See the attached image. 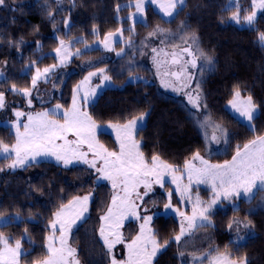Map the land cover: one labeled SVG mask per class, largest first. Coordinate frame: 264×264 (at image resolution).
Returning <instances> with one entry per match:
<instances>
[{
    "label": "trees",
    "instance_id": "16d2710c",
    "mask_svg": "<svg viewBox=\"0 0 264 264\" xmlns=\"http://www.w3.org/2000/svg\"><path fill=\"white\" fill-rule=\"evenodd\" d=\"M75 1V7L67 5L70 0H4L0 6V92H5L9 101L19 100L20 104L15 106L24 107L25 99L12 91V85L17 89L32 88L35 68L57 62L52 52L59 47L60 39L83 37L73 43L72 47H75L103 38L121 27L123 39L115 47L120 50L142 38L135 44L140 48L153 28L160 26L166 32L168 27L182 21L181 33L188 34V40L196 44L199 41L207 54L213 53L210 59L215 60L214 71L211 72L209 66L198 89L192 90L190 85L185 87L193 97L199 94L200 107L185 101L184 94L161 97L155 84L140 69L120 74L118 68L132 64V60H127L130 64H126L120 58L109 72L116 85L106 87L93 102L84 106L93 121L125 124L146 113L144 124L135 133L145 159L150 161L153 155H158L162 161L180 170L195 153L203 154L205 147L188 115L199 121L203 119V113L208 112L209 122L219 126L227 137L233 132L228 153L212 158L219 162L230 158L238 145L242 147L256 136L264 135V46L259 41V34L264 33V9L249 25L244 17L254 11L251 0H239V23L232 19L237 5H229L230 0H185L172 19L148 6L145 21L131 25L127 18L119 20L116 13H127L132 6L122 4L134 0ZM68 12L74 19L67 24L64 33L65 22L61 17ZM56 31L61 33L58 37ZM99 52L94 49L84 52L81 57ZM136 53L138 50L132 56ZM125 55H128L127 49ZM83 76V71L73 69L60 72L51 102L68 106L71 90ZM237 90L241 97L251 96L258 109L251 126L227 107ZM33 108L40 109L42 104L36 102ZM195 110L197 112L192 114ZM98 140L108 150L118 149L110 133L99 132ZM0 141L7 145L16 141L15 133L1 123ZM9 159L0 158V216H8L10 220L0 225V234L9 238L12 244L21 241L24 255L20 263L35 264L46 256L47 238L51 233L49 224L54 213L62 204L95 187L88 216L73 228L70 245L76 249L81 264H110L108 249L99 232L100 217L109 199L108 186L104 183L94 186V176L82 167L66 168L51 160H40L22 169L7 170ZM200 192L209 195L205 189ZM258 194L249 200L240 199L236 207L223 203L210 213L213 224L199 228L206 231L200 238L204 241V250L227 253L238 262L246 259L247 264H264V198L257 201ZM150 227L164 245L153 264H195L189 252L181 249L182 241L177 242L174 238L179 232L174 216L158 215Z\"/></svg>",
    "mask_w": 264,
    "mask_h": 264
},
{
    "label": "snow or ice",
    "instance_id": "6c2138e0",
    "mask_svg": "<svg viewBox=\"0 0 264 264\" xmlns=\"http://www.w3.org/2000/svg\"><path fill=\"white\" fill-rule=\"evenodd\" d=\"M152 3H158V0H151ZM182 4L183 0H167L166 3H160L159 7L165 16H172L173 11L177 7V3ZM4 4V0H0V6ZM145 0H137L136 11L142 13L144 10ZM252 6L264 9V0H252ZM256 18V12L253 11L250 15H246L244 20L251 25ZM232 19L237 23L240 22V9L237 5V11L233 13ZM164 30L157 26L156 30L149 33L150 36L156 35L157 32ZM113 33H109L105 37V47H108V41L112 39ZM259 41L264 46V33L259 34ZM63 47L64 42L61 41ZM153 53L159 55L157 49H152ZM163 52V49H160ZM57 56L61 55V48L56 49ZM183 53L193 57L190 61H185L181 67L180 73H170L176 76L186 73L187 67L190 64L193 68L196 67V57L191 51V48H184ZM168 55V53H164ZM119 55V53H118ZM201 55H204L201 53ZM177 54L172 53V63L179 64L180 60L176 58ZM210 62V57H205ZM153 61L157 64L158 74L160 61L153 57ZM61 63H64L61 58ZM36 69V74L32 77L31 87L35 88L37 82L43 78L47 81L48 74L55 68ZM100 73L104 70L100 69ZM96 73H89L85 77L81 85L86 84L90 77ZM169 75V73H164ZM105 80L109 77L104 76ZM192 76L185 77L186 82L183 87H189ZM162 84L168 87V84L162 80ZM81 85H78L73 90L72 106L69 110L62 113L63 123L55 119H50L49 116L58 114L61 105H56L51 110L37 112L35 114H27V123H23L24 131H20V117L24 116L23 112H15L17 122L14 124L16 128V143L11 148L0 141V155L5 158L15 153V159L8 165L9 168L23 167L31 160H35L38 156H54L57 161H63L65 166L71 164L74 160L82 161L89 167L96 170L104 179L111 181L113 189H118L111 197V204L107 208L104 215L100 217L102 224L99 229L100 236L104 241L109 253L116 244H124L127 249V257L124 260L117 261L112 259V264H152L153 257L156 256L162 245L156 239L155 234L148 227L151 216H144L143 223L139 225V232L130 241H125L123 234L119 231L124 220L135 217L140 220L141 217L137 212L139 205L132 198L135 194L137 199L142 200L143 196H147L151 190L152 184H159L164 187V177L166 174L172 176V183L176 184V191L180 193L181 200L187 196L191 201L190 185L195 181L197 184H210L213 193V199L206 206H202L199 196L196 197L195 203L192 206V215L187 216L184 212L176 211L188 221V227H192L193 221L197 216L202 221L208 220L205 215L208 210L217 203L221 198L229 199L233 196H240L242 193L247 194L253 188H264V135H258L254 139L237 146L235 155L230 161H225L223 164H210L198 152L192 157V161H199L200 167H197L192 161H186L184 169L189 181L188 186L181 189L180 181L183 176H176L175 173L180 171L179 168L162 161L158 155H153L151 160L145 159L144 154L140 151V144L134 139L133 132L137 126V118H134L124 125H110L116 131V141L118 143V151H110L104 145L100 144L96 139L97 125L87 111H82L80 101L86 105L89 101V93L85 92L81 97L79 95ZM199 84H197V89ZM13 92H21L25 97L31 96L29 88L17 89L12 85ZM95 90H93L94 92ZM189 96L190 103L194 107L199 108V94L195 97L191 93ZM31 99L28 100L31 106ZM233 108L246 117L249 121L253 119L255 105L252 102L251 96L246 101H240L239 90L235 91L234 98L229 102ZM240 105H243L241 107ZM5 107V95L0 92V109ZM143 119V114L138 118ZM219 128V126H216ZM254 130V129H253ZM72 133L75 136L74 140L68 139V134ZM213 139H217L213 136ZM61 141V143H58ZM91 154V159H89ZM99 164V166H98ZM2 170V169H0ZM143 186L145 191L143 196L137 189ZM122 193V195H121ZM171 197V193L168 194ZM89 196L74 197L67 204H62L59 210L54 213V219L50 223L52 234L47 238L46 256L35 262V264H79L76 258V249L68 243L69 233L72 226L77 220L81 219L88 208ZM165 209L171 208V204H165ZM181 222L180 234L175 236V240L180 241L185 234V226ZM59 228L57 229V226ZM57 230L59 236L56 235ZM111 237V239H110ZM167 242H165V245ZM0 264H20L22 252L21 241L16 240L13 244L9 238L0 234ZM199 259V258H196ZM209 264H236V261L231 259L227 253L217 254L212 257ZM241 264H247L246 259Z\"/></svg>",
    "mask_w": 264,
    "mask_h": 264
},
{
    "label": "rangeland",
    "instance_id": "374dc122",
    "mask_svg": "<svg viewBox=\"0 0 264 264\" xmlns=\"http://www.w3.org/2000/svg\"><path fill=\"white\" fill-rule=\"evenodd\" d=\"M136 2H137V0L128 1L126 3H123L122 6H132V9H130L125 14H120L117 12L116 17L119 20L127 18L130 21L131 25L137 21H145V19H146V8L148 6H151L155 11L159 12L163 17H165L167 19H172L175 16L176 12L179 10V8H181L183 6L185 0H183L182 4H180L179 2L177 3V7L173 11L172 16H165L159 7L160 3H166L167 0H158V3H156V4L152 3L151 0H145L144 10L142 13H137ZM238 2H239V0H230L229 5H231V6L235 5L236 6V5H238ZM251 3H252V0H251ZM67 5L69 7H75L77 5V2L75 0H70V2ZM71 9H73V8H70L69 10H71ZM254 11L256 12V16H257V15H259V13H261L263 11V9L256 7L254 9ZM61 18H62V21L65 22L64 33H66L67 24H69L74 18L72 15H70V12H68V15L61 17ZM156 28H154V30L149 32V33L154 32L156 30ZM159 28H160V26H159ZM168 29H169V27H168ZM178 30L173 29V30H168L166 32L164 31L162 33L157 32L156 35L148 36L145 44L141 45L140 48L139 47L136 48L135 44L138 43L139 39H142V38H139L138 40H136L134 42V44L132 43L131 46H129V47L125 46L124 48H121L120 50H118L115 47V44L117 42L122 41V39H123V33L121 30V27L116 31L108 32L103 38H99L93 42L84 43L83 45L75 46V47H72L73 43L75 41L82 40L83 37L78 36V37L70 39V40L69 39L67 40L64 38L60 39V42L61 41L64 42L63 47L61 46V43L59 44V47H58V48H61V55L58 57L56 50H54L52 52L53 55H55L57 62H55L52 65H49L47 67L39 68L41 70V72H43V69H45V68H51L53 65L56 66L48 74L47 81H45V79L41 78L37 82V85L35 88H30V90H31V96L30 97H25L19 91L14 92V93L21 95L25 99L24 107L15 106V104H17V105L20 104L19 100L13 98L11 101H9V100H7L5 92H3L5 95V107L3 109H0V123L3 125L9 126L10 129L15 133V136H16V128L14 127V124L17 122V118L15 116V112L19 111V112L25 113L24 116L20 117V122H21L20 131L23 132L24 128H23L22 124L27 123V114L28 113L35 114L37 112H43L45 110H51V109L55 108V106L58 104L61 105V108H60L58 114H56V115L50 114L49 118L58 120L59 122L63 123L64 121L62 118V113L64 111L69 110L72 106L73 90L76 89L78 85H81V82L84 81L85 77H87L89 75V73H96V75L90 77V80L86 84L81 85L80 93H79V95L81 97L84 95L85 92L89 93V101L87 104L93 102L96 99V97L106 87L116 85L115 80L111 79L109 72L111 69H114L115 64L117 63L118 59H120V58H123V61L126 64L129 63L127 60H132V62L130 61V63H132L130 67L125 65L124 69L118 68V71L120 72V74L121 73L122 74L127 73V71H133L135 69H140L146 74V76L151 77L154 80L155 87H156L157 93L159 95H160V93H159L160 90L168 91L169 95H172L175 93L184 94V100L188 101V103H190L189 96L187 95L188 92L186 91V88L183 87V84L186 81H184V83L182 85H180L178 83V79L176 76L164 75V73H166V71L171 72L172 70H176V69L179 72H181V67L183 65V62L186 61V58L181 51H179L178 49L169 48V45L173 43V39H174V38H172V35H175L174 37L181 36L178 33H181L182 30H179V31ZM109 33H113V36H112V39L108 41V47H105V37ZM60 34L61 33L56 31L57 37ZM168 39H170L171 41H169ZM159 40H162V42L168 43V45L158 44ZM153 48L157 49V52H159V55H157L156 53H153V51H152ZM94 49H99L100 52L94 53L93 55L88 54L87 57H85V56L81 57L84 52H89V51L94 50ZM126 49H127L128 55H125ZM160 49H163V52H160ZM137 50H138V53H136V56H132V55H134V52ZM118 53H119V55H118ZM164 53H168V55H165ZM172 53H176L177 54L176 58L180 60L179 64H175L176 65L175 69H171V67H170V63L172 61V59L170 57L172 56ZM124 55L127 58L126 57L124 58ZM154 56H156V59L158 61H160L159 74H158L157 64L153 61ZM208 56L212 57L213 53L210 51V54H208ZM61 58H63L64 63H61ZM109 60H110V63L108 62ZM211 61H210V67H211V72H213L214 68H215V60H211ZM109 66H111L110 69H108ZM36 69L37 68H35L34 75L36 74ZM65 69H73L74 71H79V72L83 71V73H84V76L80 79V81L78 82L76 87H74L71 90L70 102H69L68 106H65L64 104H62V102H51V99H52L51 96L54 93H56L55 86H54L55 80L57 79V77H59V73ZM100 69H103L104 72L100 73V71H99ZM184 74L186 76L189 75V71L187 70L186 73H184ZM104 76L109 77V79L105 80ZM115 76H117V75H115ZM143 78H145V77H142V79ZM162 80L165 82V84H168L169 86L165 87V85L162 84V82H161ZM93 90H95V91L93 92ZM161 97H163V96H161ZM233 98H234V96H233ZM233 98L230 101H232ZM247 98L248 97H241V95H240V101H246ZM29 99H31V101H32L31 106H29V104H28ZM36 102H39L40 104H42V108H40V109L33 108V105ZM229 102L227 104V107L231 110V112L236 117H238L241 121L245 122L248 126H251V121H249L246 117L241 116L240 113L238 111H236V109L233 108ZM84 106H85V104L81 100L80 101V107H81L82 111H86ZM202 106H203V103H202ZM240 106L243 107V105H240ZM257 112H258V109L255 107L254 112H253V117L257 114ZM203 114H204L203 119H205L204 121L202 119H200L198 121V119L192 118V115H188L189 122L193 125L194 128L198 129L199 134L203 138L205 145H206L205 157L203 154H200V155L205 160H207L210 164H223L225 161H230L232 159V157L235 155V153L232 154L230 156V158L224 159L222 162L216 161L215 159L214 160L209 159L213 156L214 157L215 156H224L228 153V142H229L230 138L233 137V132L232 133L230 132V135H228V137H227V135L224 131H222L216 127L217 125L215 123L209 122L211 120L208 117L209 116L208 112H204ZM140 116L136 117L137 118V126L133 132V136H134L135 140H136V138H135L136 130L144 124L146 113L143 114L142 120L138 119ZM96 125H97V130H96V139L97 140H98V133L99 132L110 133L116 140V131L114 128L110 127V125H124V124L107 122L104 124L96 123ZM213 136H216L217 139L214 140ZM68 139L74 140L75 136L72 133H69ZM15 143H16V141L13 144L8 145V146L11 148V146L14 145ZM58 143H61V141H58ZM99 143L102 144L100 141H99ZM207 148H208V150H207ZM118 150H119V148L116 151H118ZM110 151H113V150H110ZM9 157H10V159L6 164L7 170L22 169V168H25L28 164H31V163H34V162H37L40 160H51V161H53V162H55V163H57L63 167H66V168L67 167H73V166L85 168L87 171H89V173L91 175L94 176V186L95 185H102L103 183L108 186L107 187V194L109 196V199H108V204L102 213L103 215L106 213L107 208L111 204V197H112L113 193L118 191V189H113L111 181L104 179L99 173L96 172L95 169L89 167L87 164L83 163L82 161L74 160L71 164H69L68 166H65L63 161H57L54 156H51V155L43 156L42 155V156L36 157V159L34 161L29 159V161L23 167H17L15 169H13V168H9L8 165L11 164L12 160L15 159V153H12L11 156H9ZM0 158H5V157L3 155H0ZM91 158H92L91 154H89V159H91ZM188 161H192V158ZM192 162L194 164H196L197 167H200L199 161H192ZM98 166H99V164H98ZM175 175L176 176H183V179L180 181L181 189H183L184 186L189 185V181H188L187 174H186L184 167L180 171L176 172ZM164 181H165V183H164L163 188L160 187L159 184L153 183L151 190L148 192L147 196H143L145 189L141 185L137 189V191L140 192L141 196H143L142 200L137 199L135 194H133L132 198L135 200L136 204L139 205V207L137 208V212L139 213L141 219L137 220L135 217H130V218L124 220L123 225L120 227L119 231L123 234L125 241H130L139 232V225L141 223H143L142 218L144 216H151L152 220L158 215H165V216L172 215V216H174L177 219L178 224H179V232L177 234V235H179L180 234V226H181V222H182L183 218L179 215V213L176 211V209H179V211L184 212L187 216H191L192 215V206L195 203L197 196H199V198L202 202V206H206L213 199V193L211 191V185L210 184H197L195 181H193V183L190 185V195L192 197L191 201H189L187 199V196H185V198L182 201L180 193L176 191V187H177L176 184L172 183V176L166 174L164 177ZM201 189L207 190L209 192V195L208 196L203 195L200 192ZM261 189H264V188H260V187L253 188L252 191L247 193V194L242 193L240 196H233L229 199L221 198L205 214V215H207L208 220L202 221L201 218L199 216H197V219L195 221H193L191 228L188 227V221L183 220L186 231H185V234L180 239L181 241L183 240L181 247L184 248L183 250L190 251L189 254L193 260L192 262H195V264H209V261L211 260V258L215 257L218 254L217 252L210 251V249H209V251H207L206 249L204 250L203 241L200 240V236L202 235V233H206V231L204 229H199V228L201 226H204V225L213 224V221L210 217V213L213 212L217 207H221V205L223 203L230 204L233 207H236L238 205V202L240 199L249 200V199L253 198V196L256 193H258V191H260ZM94 193H95V187L92 188V190L89 193L79 196V197H83L86 195L89 196V201H88V205H87L88 210H89V203L92 200V198L94 197ZM169 193H171V197H169V195H168ZM121 195H122V193H121ZM168 203L171 204V208L165 209L164 206H165V204H168ZM88 210H87V212L84 213V215L81 217V219L77 220L76 223L72 226L71 231L69 233V237H68L69 245H70V239L69 238H70V234H71L73 228L76 226V224L79 221L83 220L85 217L88 216V213H89ZM53 219H54V217H53ZM152 220L150 221V223L148 225V227L150 229H151L150 224H151ZM235 220H236V218L234 219V222H235ZM9 221L10 220H9L8 216H0V225L5 224ZM101 224H102V221H101ZM101 224H100V227H101ZM58 228H59V225L57 226V229ZM197 229L201 230V234H200V236L197 237L196 241L193 242L189 246V242L191 240H193L192 236L197 231ZM51 234H52V229H51L50 235ZM56 235L59 236L58 230L56 232ZM110 239H111V237H110ZM188 239L190 241H188ZM13 246H14V244H13ZM0 247H2V245H0ZM163 247H164V245H162L160 250L157 252L156 256L163 249ZM195 247L198 248V251L193 252ZM22 252H23V249H22ZM219 254H224V253H219ZM156 256L153 257L152 264L154 263ZM126 257H127V249L125 248L124 244H116L113 247L111 253H109L110 264H112L113 258H115L119 262L121 260L126 259ZM229 257L231 258L230 255H229ZM76 258L79 260V264H81L80 259L77 256V254H76ZM196 258H199V259H196ZM236 264H241V262L236 261Z\"/></svg>",
    "mask_w": 264,
    "mask_h": 264
},
{
    "label": "flooded vegetation",
    "instance_id": "af4514ba",
    "mask_svg": "<svg viewBox=\"0 0 264 264\" xmlns=\"http://www.w3.org/2000/svg\"><path fill=\"white\" fill-rule=\"evenodd\" d=\"M182 21H178V23L173 26V27H169L168 30H173L176 29L178 30L180 27ZM181 36H177L174 38L175 35L173 36V43L169 45V47H173L178 49L179 51L182 52V49L184 47H186L187 45H190L191 49L194 51V53L196 54L197 61H196V67L193 68L190 64L187 67V70L189 71V75L192 76V79L189 83L190 87L192 90L197 88V84L202 85L203 80L206 78L207 73H208V68H209V60L206 59L205 57H209L207 52H206V48L202 47L200 45V42L198 41V43L196 44L195 41H191L188 40L189 35L188 34H184V33H178ZM169 41H171L170 39H168ZM168 45V43H167ZM201 53H203L204 55H201ZM185 58H186V53L184 54ZM186 61L187 58H186ZM184 64V62H183ZM170 67H172V62L170 63ZM168 73V71H166Z\"/></svg>",
    "mask_w": 264,
    "mask_h": 264
},
{
    "label": "water",
    "instance_id": "95a60500",
    "mask_svg": "<svg viewBox=\"0 0 264 264\" xmlns=\"http://www.w3.org/2000/svg\"><path fill=\"white\" fill-rule=\"evenodd\" d=\"M190 47V45H187L186 47H184V48H189ZM183 48V49H184ZM191 48V47H190ZM183 49H182V51H183ZM191 51L194 53V51L191 49ZM194 55H195V53H194ZM188 56V55H187ZM195 57H196V55H195ZM193 57H190V56H188V59H189V61L192 59ZM172 59V58H171ZM196 61H197V57H196ZM174 69V68H173ZM173 72H175V73H180L179 71H176V70H173L172 71V73ZM184 79V74H182V75H180V78H179V80L180 81H182Z\"/></svg>",
    "mask_w": 264,
    "mask_h": 264
}]
</instances>
